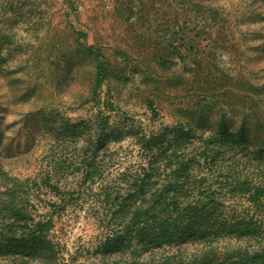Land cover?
<instances>
[{"label":"rangeland","instance_id":"rangeland-1","mask_svg":"<svg viewBox=\"0 0 264 264\" xmlns=\"http://www.w3.org/2000/svg\"><path fill=\"white\" fill-rule=\"evenodd\" d=\"M68 127L78 135L63 148L48 131ZM72 148L93 152L95 164L54 217L65 263H140L102 246L109 229H136L133 210L112 217L114 197L136 179L147 194L134 208L161 190L193 191L188 202L241 227L214 240L219 257L264 250V0H0V205L13 197L37 221L58 203L54 191L9 189ZM189 160L199 168L185 185ZM203 245L145 257L213 256Z\"/></svg>","mask_w":264,"mask_h":264},{"label":"trees","instance_id":"trees-1","mask_svg":"<svg viewBox=\"0 0 264 264\" xmlns=\"http://www.w3.org/2000/svg\"><path fill=\"white\" fill-rule=\"evenodd\" d=\"M96 57L100 58V55L97 54ZM105 72V65L101 63L98 67L95 90L100 87ZM48 133L54 136L53 139L63 148L73 144V138L78 135V131L72 127L50 129ZM57 146L58 144L53 143L50 148L55 149ZM44 162V166L39 167L32 176L26 177L22 184L14 179L15 182L9 189L10 193L20 194L24 191L28 193L32 189L49 188L54 191L53 195L59 198L58 203L52 208H45L37 221L32 217L31 207L13 205V197L0 205V259L7 264H67L64 262L60 246L50 237L54 227V217L57 212H65L68 205L74 203V194L81 189L94 170L95 156L93 152L88 155L83 149L72 148L69 155L62 157L50 153L45 157ZM182 168L183 177L176 175L174 180L177 182L181 177L183 182L187 183L185 185H188L193 180L192 172L198 170L199 164L191 163L189 160ZM176 173L173 171L172 175ZM4 177L7 175L0 163V180ZM140 182L139 179L134 180L130 185V188L133 187L130 193L123 197L120 195L114 197L115 210L112 211V217L125 218L132 210L134 211L132 221L134 217H138L134 224L136 229L126 230L125 233L122 232V227L109 229L102 246L110 253L121 251L126 252L127 255L138 254L140 263L137 264H152L146 260L145 254L149 253L148 258L153 255L152 251L175 246L178 243L187 245L203 243L205 247H209V252L213 256L201 255L189 258L187 261H172L164 264H264V250L244 252L235 257L232 255L224 258L213 253L215 250L211 246L215 243L214 240L221 235L232 236L241 230V227L229 223H217L204 214L206 212L204 205L207 203L188 202L193 191L161 190L151 195V203L148 207L134 208L136 201L147 194L140 187ZM148 223L152 226H147Z\"/></svg>","mask_w":264,"mask_h":264}]
</instances>
